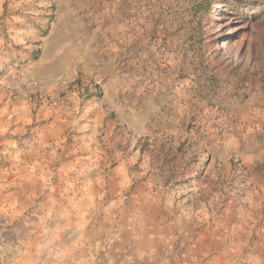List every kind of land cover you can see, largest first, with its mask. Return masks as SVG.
Segmentation results:
<instances>
[{
    "label": "rangeland",
    "instance_id": "1",
    "mask_svg": "<svg viewBox=\"0 0 264 264\" xmlns=\"http://www.w3.org/2000/svg\"><path fill=\"white\" fill-rule=\"evenodd\" d=\"M203 2L0 0V264H264V3Z\"/></svg>",
    "mask_w": 264,
    "mask_h": 264
},
{
    "label": "crops",
    "instance_id": "2",
    "mask_svg": "<svg viewBox=\"0 0 264 264\" xmlns=\"http://www.w3.org/2000/svg\"><path fill=\"white\" fill-rule=\"evenodd\" d=\"M189 253V252H187ZM220 256L218 255H215V257L212 258V260L210 261L209 264H222L223 263V260H221V258H219ZM226 260V259H225ZM242 261V259H241ZM193 264H208V263H205L203 262L202 260L201 261H196V263H193ZM224 264H234V261H231L230 259H228L227 257V260ZM239 264H242V262H239Z\"/></svg>",
    "mask_w": 264,
    "mask_h": 264
},
{
    "label": "trees",
    "instance_id": "3",
    "mask_svg": "<svg viewBox=\"0 0 264 264\" xmlns=\"http://www.w3.org/2000/svg\"><path fill=\"white\" fill-rule=\"evenodd\" d=\"M206 1V2H205ZM207 1H208V3H209V1L210 0H204V2L201 4V8H204V6H205V3H207ZM260 1V3H264V0H259ZM258 5V4H257ZM258 8V7H257Z\"/></svg>",
    "mask_w": 264,
    "mask_h": 264
}]
</instances>
